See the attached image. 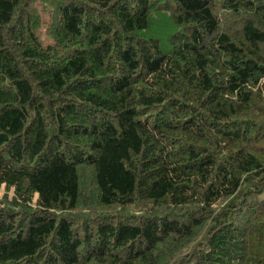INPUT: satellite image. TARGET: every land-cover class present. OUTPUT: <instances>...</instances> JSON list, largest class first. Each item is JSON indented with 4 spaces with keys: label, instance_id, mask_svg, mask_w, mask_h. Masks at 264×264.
<instances>
[{
    "label": "trees",
    "instance_id": "1",
    "mask_svg": "<svg viewBox=\"0 0 264 264\" xmlns=\"http://www.w3.org/2000/svg\"><path fill=\"white\" fill-rule=\"evenodd\" d=\"M261 172L264 0H0V264H264Z\"/></svg>",
    "mask_w": 264,
    "mask_h": 264
},
{
    "label": "bare ground",
    "instance_id": "2",
    "mask_svg": "<svg viewBox=\"0 0 264 264\" xmlns=\"http://www.w3.org/2000/svg\"><path fill=\"white\" fill-rule=\"evenodd\" d=\"M254 12H255V11H254ZM254 12H253V13H254ZM244 14H245V13H244ZM255 14H256V13H255ZM241 15H242V14H241ZM242 16H243V15H242ZM246 16H248V15H245V17H246ZM250 16H251V15H250ZM88 17H89V16H88ZM251 17H252V16H251ZM246 19H247V18H246ZM245 21H246V20H245ZM253 21H254V19H253ZM255 21H256V20H255ZM255 21H254V22H255ZM249 23H250V22H249ZM244 24H245V23H244ZM251 24H252V22H251ZM47 35H48V34H47ZM88 35H89V34H88ZM89 37H90V36H89ZM48 41H49V40H48ZM56 41H57V40H56ZM63 42H64V41H63ZM53 43H54V42H53ZM58 43H59V41H58ZM66 43H67V42H66ZM66 45H67V44H66ZM60 46H61V45H60ZM113 47H114V46H113ZM136 47H137V46H136ZM57 49H58V47H57ZM65 49H66V48H65ZM66 50H67V49H66ZM78 50H79V49H78ZM113 50H114V49H113ZM113 52H114V51H113ZM58 60H59V59H58ZM56 61H57V60H56ZM176 73H177V72H176ZM249 74H250V73H249ZM250 75H251V74H250ZM248 76H249V75H248ZM246 77H247V76H245V78H246ZM250 77H251V76H250ZM255 77H256V76H255ZM247 78H248V77H247ZM247 78H246V79H247ZM247 80H248V79H247ZM148 89H149V88H148ZM228 91H229V90H228ZM231 92H232V91H231ZM229 95H232V94H229ZM242 99H243V98H242ZM237 100H238V99H237ZM206 101H207V100H206ZM243 101L245 102V100H243ZM236 102H237V101H235V103H236ZM244 102H243V103H244ZM237 103H238V102H237ZM237 103H236V104H237ZM239 103H240V102H239ZM241 103H242V102H241ZM201 104H202V103H201ZM234 105H235V104H234ZM242 106H243V105H242ZM247 106H248V105H247ZM240 107H241V106H240ZM243 107H244V106H243ZM245 107H246V106H245ZM207 108H208V107H207ZM249 108H250V107H249ZM211 110H212V109H211ZM249 110H250V109H249ZM244 111H246V110L244 109ZM204 113H205V112H204ZM231 113H232V112H231ZM231 113H230V114H231ZM233 113H234V112H233ZM235 114H236V116H237V113H235ZM247 114H248V112H247ZM232 117H233V115H232ZM243 117H244V116H243ZM188 118H189V117H188ZM188 118H187V119H188ZM199 119H200V118H199ZM237 119H238V118H237ZM191 120H192V119H191ZM224 120H225V119H224ZM179 121H180V119H179ZM187 121H188V120H187ZM231 121H232V120H231ZM247 122H248V121H247ZM189 123H190V122H189ZM215 123H216V122H215ZM219 123H220V122H219ZM187 124H188V122H187ZM220 124H221V123H220ZM226 124H227V123H226ZM232 124H233V123H232ZM238 124H239V123H238ZM238 124H237V125H238ZM247 124H248V123H247ZM227 126H228V125H227ZM234 126H235V125H234ZM240 126H241V125H240ZM223 127H224V126H223ZM230 127H231V126H230ZM235 127H236V126H235ZM218 128H219V126H218ZM218 128H217V130H218ZM227 128H228V127H227ZM220 129H221V128H220ZM223 129H224V128H223ZM230 129H231V128H230ZM227 130H228V129H227ZM234 130H235V129H234ZM209 131H210V130H209ZM232 132H233V131H232ZM211 133H212V132H211ZM217 134H218V133H217ZM214 136H215V135H214ZM227 136H229V135H227ZM215 137H216V136H215ZM222 137H223V136H222ZM233 137H234V136H233ZM245 137H246V136H245ZM224 138H225V137H224ZM228 139H229V138H228ZM217 140H219V139H217ZM236 140H237V139H236ZM230 141H231V140H230ZM230 141H229V142H230ZM242 141H243V140H242ZM214 142H215V141H214ZM242 143H243V142H242ZM217 145H218V144H217ZM217 145H216V146H217ZM221 146H222V145H221ZM242 146H243V145H242ZM248 146H249V144H248ZM227 147H228V146H227ZM227 147H225V148L227 149ZM213 148H214V147H213ZM218 148H219V147H218ZM218 148H217V149H218ZM247 148H248V147H247ZM215 149H216V148H215ZM226 149H225V150H226ZM249 149H250V148H249ZM251 149H252V148H251ZM253 149H254V148H253ZM253 149H252V150H253ZM218 150H219V149H218ZM227 150H229V149H227ZM214 151H215V150H214ZM219 151H220V150H219ZM230 151H231V150H229L228 152L230 153ZM255 151H257V150H255ZM234 152H235V151H234ZM253 152H254V150H253ZM207 153H210V152H207ZM256 153H257V152H254V154H256ZM258 153H259V152H258ZM225 155H226V154H225ZM228 155H229V154H228ZM258 155H260V154H258ZM206 156H207V155H206ZM209 156H210V155H209ZM213 156H215V155H213ZM221 156H222V155H221ZM205 158H206V157H205ZM216 158H217V157H216ZM212 159H213V158H212ZM215 160H216V159H215ZM217 160H218V159H217ZM214 162H215V161H214ZM215 163H216V162H215ZM217 165H218V163H217ZM258 169H259V168H258ZM262 169H263V168H262ZM240 171H241V170H240ZM262 172H263V171H262ZM262 172H261V173H262ZM238 173H239V171H238ZM259 173H260V172H259ZM236 174H237V173H236ZM240 174H241V172L239 173V175H240ZM249 174H251V173H249ZM263 174H264V173H262V175H263ZM258 175H259V174H258ZM262 175H261V176H262ZM237 176H238V175H237ZM240 176H241V175H240ZM252 176H253V175H252ZM243 178H244V177H243ZM247 179H248V178H247ZM251 179H252V178H251ZM243 180H244V179H243ZM238 181H239V180H238ZM251 182H252V181H251ZM263 182H264V181H263ZM246 183H247V182H246ZM258 183H259V184H262V183H260V182H258ZM247 184H248V183H247ZM250 184H251V183H250ZM248 185H249V184H248ZM262 185H263V184H262ZM235 186H236V185H235ZM253 187H255V184L253 185ZM260 187H262V186H260ZM246 188H247V187H246ZM242 189H243V187H242ZM242 189H241V192H242ZM260 189H261V188H260ZM237 190H238V189H237ZM243 191H244V190H243ZM229 192H230V191H229ZM236 193H237V192H236ZM257 193H258V192H257ZM234 195H235V194H234ZM247 196H248V195H247ZM237 197H238V196H237ZM239 197H240V196H239ZM244 197H245V196H244ZM233 199H234V198H233ZM258 199H259V198H258ZM263 199H264V198H263ZM262 201H263V200H262ZM243 226H244V224H243ZM240 228H241V227H240ZM245 228H246V227H245ZM250 229H251V228H250ZM253 229H254V228H253ZM242 230H243V229H242ZM245 230H246V229H245ZM248 230H249V229H248ZM251 230H252V229H251ZM250 232H252V231H250ZM257 232H258V231H257ZM261 232H262V229H261ZM246 233H247V230H246ZM261 234H262V233H261ZM256 235H258V234L256 233ZM248 237H249V235H248ZM251 237H252V236H251ZM259 237H261V236L259 235ZM259 240H260V239H259Z\"/></svg>",
    "mask_w": 264,
    "mask_h": 264
}]
</instances>
